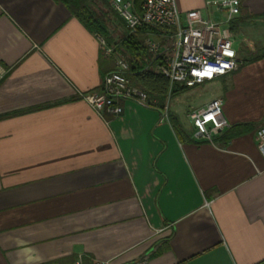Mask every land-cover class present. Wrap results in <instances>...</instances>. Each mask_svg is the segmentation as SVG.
Instances as JSON below:
<instances>
[{
    "label": "crops",
    "instance_id": "0c3cea01",
    "mask_svg": "<svg viewBox=\"0 0 264 264\" xmlns=\"http://www.w3.org/2000/svg\"><path fill=\"white\" fill-rule=\"evenodd\" d=\"M176 1L183 14L228 19L206 6L222 0ZM240 2L258 17L233 32L235 15L228 26L254 48L240 40L249 62L216 79L222 91L213 99L223 100L231 126L211 145L193 140L189 118L210 101L170 108L163 122L156 99L153 107L126 100L122 115L99 116L79 94L101 88L118 54L103 56L97 34L56 0H0V264H75L79 255L86 263L264 264L255 136L264 123V42L243 34L263 22L264 0ZM109 32L111 45L125 34Z\"/></svg>",
    "mask_w": 264,
    "mask_h": 264
},
{
    "label": "built area",
    "instance_id": "2783aa9c",
    "mask_svg": "<svg viewBox=\"0 0 264 264\" xmlns=\"http://www.w3.org/2000/svg\"><path fill=\"white\" fill-rule=\"evenodd\" d=\"M135 0H109V7L121 21L125 34L145 35V47L152 58L148 70L163 75L170 87L194 88L211 82L244 66L233 34L228 26L230 19L239 14L240 0L208 1V8H216L228 15L225 22L203 16L200 10L180 12L176 0H143L138 9ZM103 56L118 58L114 71L108 73L98 91L80 93L99 116L117 117L123 114L122 102L135 100L153 107L155 101L132 84L127 72L130 69L126 51L119 43L109 45L98 35ZM157 59L156 61H153ZM223 100L213 99L206 106L189 114L194 132L193 140L216 145V138L230 128L223 113ZM170 107H163L161 122L168 119ZM255 136L264 157V123L257 127ZM75 264H114L110 260L92 259L86 263L79 255ZM128 264H148L147 257Z\"/></svg>",
    "mask_w": 264,
    "mask_h": 264
},
{
    "label": "trees",
    "instance_id": "16d2710c",
    "mask_svg": "<svg viewBox=\"0 0 264 264\" xmlns=\"http://www.w3.org/2000/svg\"><path fill=\"white\" fill-rule=\"evenodd\" d=\"M56 1L64 5L71 15L77 18L89 31L104 37L109 45L114 41L106 23V14H104L101 6V4H103L104 6L109 7V0ZM142 1L143 0H135V9L139 8ZM113 15L119 20L114 12ZM257 17L258 16L250 15L245 9L240 8L237 18L231 22L232 31L235 32L238 26L246 24L250 19H256ZM119 45L126 51L127 61L130 66L127 75L132 84L145 91L151 100L156 99L164 107L166 105L168 94L172 97L174 93H185L191 89L188 87H180L178 85L171 88L167 78L161 74L148 70L149 65L152 63V58L145 47L144 34H126L122 37ZM262 57H257L254 60H258ZM156 60L157 59L153 61ZM247 62L249 61L244 60V65Z\"/></svg>",
    "mask_w": 264,
    "mask_h": 264
},
{
    "label": "rangeland",
    "instance_id": "374dc122",
    "mask_svg": "<svg viewBox=\"0 0 264 264\" xmlns=\"http://www.w3.org/2000/svg\"><path fill=\"white\" fill-rule=\"evenodd\" d=\"M102 8L104 14H106L105 18L108 19L106 23L108 24L109 30L113 34V37L115 39L120 38V36L123 35V32L125 31L123 25L113 15L110 7L103 6ZM223 17H226V15L223 14ZM212 18H214L215 20L218 19L216 17ZM262 21L263 22L257 24L256 26H248L243 30V34H246V37L248 36L249 32L252 34V37L255 34H260V37L256 39L260 44L264 42V20ZM240 40L244 41L246 45H252V48H254V44L249 38H247L246 40L244 38L243 40L241 37L239 39L234 37L235 47H238L242 44ZM217 82L218 81L215 80L212 83H206L204 85L196 86L191 90L186 91L185 93H174L172 97L168 94L166 103H168L171 110H177V113H180L181 111L189 107H198L202 104L208 103L213 98H216L222 91L220 88L221 86H219Z\"/></svg>",
    "mask_w": 264,
    "mask_h": 264
}]
</instances>
